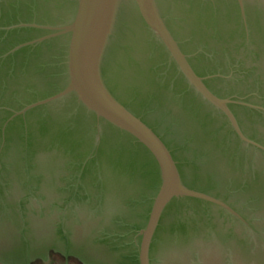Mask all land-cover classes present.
<instances>
[{"label": "water", "instance_id": "95a60500", "mask_svg": "<svg viewBox=\"0 0 264 264\" xmlns=\"http://www.w3.org/2000/svg\"><path fill=\"white\" fill-rule=\"evenodd\" d=\"M264 264V0H0V262Z\"/></svg>", "mask_w": 264, "mask_h": 264}, {"label": "flooded vegetation", "instance_id": "af4514ba", "mask_svg": "<svg viewBox=\"0 0 264 264\" xmlns=\"http://www.w3.org/2000/svg\"><path fill=\"white\" fill-rule=\"evenodd\" d=\"M52 257H53V260L54 259H57V260H60V261H64V264H84L82 261H80L77 258H74V257H66V256H64V255H62V254H60L58 252H55V251H51L50 252V260H51ZM62 257H64V259ZM37 260H41L42 261L41 264H43V262L46 259H36L33 262H36Z\"/></svg>", "mask_w": 264, "mask_h": 264}, {"label": "rangeland", "instance_id": "374dc122", "mask_svg": "<svg viewBox=\"0 0 264 264\" xmlns=\"http://www.w3.org/2000/svg\"><path fill=\"white\" fill-rule=\"evenodd\" d=\"M35 264H41L40 262H37ZM43 264H64V261H60L57 259L53 260V257L50 260V255L48 256V259L43 262Z\"/></svg>", "mask_w": 264, "mask_h": 264}, {"label": "trees", "instance_id": "16d2710c", "mask_svg": "<svg viewBox=\"0 0 264 264\" xmlns=\"http://www.w3.org/2000/svg\"><path fill=\"white\" fill-rule=\"evenodd\" d=\"M58 255V254H57ZM63 259H64V257H62ZM37 262H42L41 260H37L36 262H33L32 264H35V263H37Z\"/></svg>", "mask_w": 264, "mask_h": 264}, {"label": "crops", "instance_id": "0c3cea01", "mask_svg": "<svg viewBox=\"0 0 264 264\" xmlns=\"http://www.w3.org/2000/svg\"><path fill=\"white\" fill-rule=\"evenodd\" d=\"M0 264H4V263L0 262Z\"/></svg>", "mask_w": 264, "mask_h": 264}]
</instances>
